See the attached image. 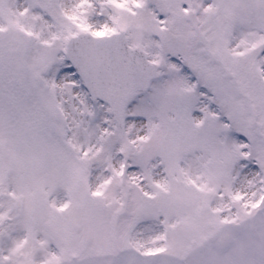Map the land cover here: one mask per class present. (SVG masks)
Instances as JSON below:
<instances>
[{
    "label": "snow or ice",
    "instance_id": "1",
    "mask_svg": "<svg viewBox=\"0 0 264 264\" xmlns=\"http://www.w3.org/2000/svg\"><path fill=\"white\" fill-rule=\"evenodd\" d=\"M0 264H264V0H0Z\"/></svg>",
    "mask_w": 264,
    "mask_h": 264
}]
</instances>
